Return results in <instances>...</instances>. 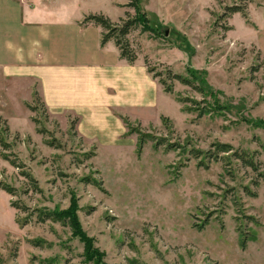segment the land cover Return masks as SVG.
I'll return each mask as SVG.
<instances>
[{"label":"rangeland","instance_id":"obj_1","mask_svg":"<svg viewBox=\"0 0 264 264\" xmlns=\"http://www.w3.org/2000/svg\"><path fill=\"white\" fill-rule=\"evenodd\" d=\"M118 1L84 7L113 23L134 17L130 0ZM136 4L153 32L132 30L131 49L165 79L169 69L204 92L174 80L164 93L141 62L131 74L106 71L104 86L118 87L94 111L72 112L84 137L77 118L51 117L37 95L30 120L16 101L0 100V139L9 146H0L9 156L0 155V183L16 191H4L9 204L27 208L0 198V264H264V0ZM138 129L154 137L139 153ZM157 139L164 144L155 148ZM217 143L230 150L215 152ZM193 149L216 160L194 158ZM234 153L252 156L258 171ZM38 211L62 221H39Z\"/></svg>","mask_w":264,"mask_h":264},{"label":"crops","instance_id":"obj_2","mask_svg":"<svg viewBox=\"0 0 264 264\" xmlns=\"http://www.w3.org/2000/svg\"><path fill=\"white\" fill-rule=\"evenodd\" d=\"M105 1L113 9L122 4ZM84 4V0H0V100L8 105L10 99L16 101L30 120L27 105L36 93L51 117L77 118L80 135V119L72 112L94 111L101 104L100 95L118 87L112 82L104 86L106 71L131 74L141 62V73L151 77L139 53L130 64L120 58L114 41L101 45L100 27L81 25L85 16L102 12ZM0 198L9 204L10 197L1 189ZM11 212L14 221L13 208Z\"/></svg>","mask_w":264,"mask_h":264},{"label":"trees","instance_id":"obj_3","mask_svg":"<svg viewBox=\"0 0 264 264\" xmlns=\"http://www.w3.org/2000/svg\"><path fill=\"white\" fill-rule=\"evenodd\" d=\"M126 7H130L133 8L135 10V15L134 17H130L128 13H125L126 19H120L118 21V23H113L110 21L109 18L105 17L102 14H90L88 16H85L84 19L81 22L82 26H85L87 24H93L95 26H98L102 29V36H101V45L103 46L106 42L108 41H114L116 47L119 50L120 53V58L123 60H126L128 63L132 64L136 61L137 59V55L135 54V52L131 49L130 47V43L127 39V35L132 31L137 29L138 27L141 28L142 32H153V29L149 26L148 21L145 17L144 13H141L139 11V8L136 4V0H130V3L128 5H126ZM238 9H236L234 11L233 8H228L227 11L229 13H233L236 12ZM144 63L145 66L147 68V71L149 73L152 74L153 78H157L159 84L163 87V92L167 93V94H172L173 93V87L171 83H167L168 81H178L179 83L186 85L190 88H192L194 91L198 92V93H203V87L200 85V83H197L196 80L194 78H187V77H182L180 75L177 74H173L169 69H166V79L163 77V74L160 71H156L155 67H152L151 65H149V61L147 58H144ZM37 94L35 93L34 96H36ZM179 102H190L193 105L195 104L194 101H189L188 99H177ZM34 110V109H33ZM193 111L191 110L190 107H187L186 109L182 108V111ZM206 112H200L198 114V117H201L203 114H205ZM1 121V120H0ZM32 121L36 122L35 119H32ZM161 121L164 124H169V120L166 117H161ZM125 125H128L127 127L129 128V123L127 120H124ZM38 132H41L40 130ZM132 132H135V130L130 129L129 130V134H131ZM137 133V150L138 153L141 151V148L143 146V144L147 141V140H154V137H152L151 135H147V134H143L139 132V129L136 131ZM164 141L163 140H159L157 139V141L155 142V148H157L158 146L163 145ZM0 146L3 149L8 148V144L5 143L2 139H0ZM167 147L171 150L174 149L173 145H167ZM214 148H215V152H220V153H226L230 150V147L228 145L225 144H214ZM194 158H198L199 156L204 155L206 158H213L216 160V156L214 155V152L211 151H207L205 153H203L200 150H192L190 153ZM1 157L6 160L9 161V156L5 155L4 153L0 154ZM234 156H238L237 158L241 160V162L244 164V166H247L249 168H251L253 171L257 172L258 171V167L256 166V164L254 163V158L252 156L247 155L246 153H243L241 155H237L236 153H234ZM11 165H13L14 167L17 168H21L19 166L15 165L14 161H10ZM200 164H203L202 161H200ZM28 176V175H27ZM258 177L262 178V181L264 182V175L262 173H258L257 175ZM31 179V178H30ZM0 189L5 191L6 193H8L11 196L15 195V189L12 187H9L8 185L2 184L0 183ZM246 194L247 195H251L254 196L252 192H250L249 190L247 191L246 189ZM13 208L15 209H21L23 211L27 210L26 207L23 206H17V203H15L14 201L11 202L10 204ZM38 219L39 221H45V220H51L53 222H61L62 219L56 215L54 212H50L47 211L46 213H42L40 211H38ZM207 222V220H206ZM206 222H203L201 225H199V229L203 228V225L206 224ZM16 223L18 224V226L21 228L22 226H25V221H21L20 219L16 218ZM245 240H243V244H244ZM34 245L39 246L40 244H38L37 242H33ZM93 259V257H90V261ZM96 264V263H94Z\"/></svg>","mask_w":264,"mask_h":264}]
</instances>
